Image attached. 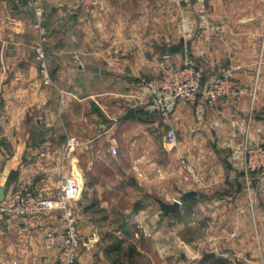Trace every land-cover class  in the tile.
<instances>
[{
    "label": "crops",
    "instance_id": "0c3cea01",
    "mask_svg": "<svg viewBox=\"0 0 264 264\" xmlns=\"http://www.w3.org/2000/svg\"><path fill=\"white\" fill-rule=\"evenodd\" d=\"M30 1L0 0L5 196L22 184L52 196L68 181L77 190V264H121L115 241L125 247L139 231L149 235L145 222L169 215L133 184L163 179L169 158L173 175L181 176L184 162L199 177L187 182L198 193L187 202L188 224L205 222L207 243L187 245L193 259L199 250V264H262L264 181L245 182L242 167L246 145L264 146V0H37L49 34L50 85L36 61ZM186 64L204 72L203 89L221 82L229 94L214 104L201 97L158 107L140 79ZM130 108L134 119L125 118ZM165 125L177 131L172 149ZM151 138L158 145L148 146ZM180 202L173 217L186 213ZM65 228L55 211L0 215V264H65L64 249L44 240ZM204 252L215 256L201 263Z\"/></svg>",
    "mask_w": 264,
    "mask_h": 264
},
{
    "label": "built area",
    "instance_id": "2783aa9c",
    "mask_svg": "<svg viewBox=\"0 0 264 264\" xmlns=\"http://www.w3.org/2000/svg\"><path fill=\"white\" fill-rule=\"evenodd\" d=\"M35 10L38 40L35 45L36 61L39 65L40 76L46 85L53 83L48 55L45 45L48 40V30L43 25L44 10L37 0L29 2ZM169 55H164L162 65L169 61ZM204 72L195 65L186 64L180 67L165 68L158 77H142L140 82L151 92L154 103L165 109L175 101L198 102L201 97L208 103L214 104L218 99L229 94V90L221 82L213 84L208 89H203ZM75 140L70 139L69 144ZM168 144L178 142L177 131L169 127L166 131ZM113 152L118 153L116 147ZM242 172L246 182L253 176L264 177V146H245ZM196 180V178H195ZM77 190L68 181L62 189L52 196L41 197L32 192L28 186L20 185L13 194L0 198V215L8 216H32L44 212L55 211L61 213L66 228L62 232H48L45 236V245L49 249H64L67 258L65 264H77L81 247V233L78 226V218L74 211L73 202L76 199ZM235 236V233H232ZM264 264V261L263 263Z\"/></svg>",
    "mask_w": 264,
    "mask_h": 264
},
{
    "label": "rangeland",
    "instance_id": "374dc122",
    "mask_svg": "<svg viewBox=\"0 0 264 264\" xmlns=\"http://www.w3.org/2000/svg\"><path fill=\"white\" fill-rule=\"evenodd\" d=\"M168 126L169 125H165V128ZM167 129L168 128H166L165 131H167ZM158 135L160 136V134ZM159 142V138H151L149 140L148 146L158 145L157 143ZM167 147L172 149L174 145L167 143ZM149 157L155 160H161V155H149ZM169 162L171 163V160L168 158L167 161L166 159L164 162V168L161 169V172L159 171V175H162L163 179L156 182H148L146 185H144L145 182H142V184L133 182V184H136L137 186L135 187H139L141 189V192L144 193V198L151 202L154 208H160L157 199H162L165 202L171 203H174L177 200L182 201V203L186 202L183 206L184 210H186V213L182 217L178 218L173 217L171 213H168L169 215L165 217L164 213L162 212L160 214V221L145 222V224H148H146L144 228L148 230L147 232H149V235L146 236L144 231L141 232L138 228H136V231H139L137 233L138 235L136 237L128 238V242L125 247H123L124 243L118 244L115 241V246L117 244L119 249L117 248L118 252L116 255H114V257L118 260H121V264H123V260H131L130 262L132 264H199V259H201V253L199 250H197L199 255L197 258L193 259L192 255L188 251L189 249L187 248L194 242H199L202 245V248H206L205 246L207 243V236H205L206 234L203 231L205 222L202 220L199 222L200 226H198V228H203L200 230L196 229L194 226H189L187 202L190 199L183 198L187 192L196 190L190 189V186L187 185V182H190L189 178L194 180L195 178L199 177L194 172L186 170L187 168L184 167V162H182L181 166L183 170L180 173L181 176L178 177L173 175V170L172 167L169 166ZM253 178L256 181H264V177L253 176ZM253 178L250 179L249 182H253ZM136 191L137 190H133L132 194H137ZM138 192L141 193L139 190ZM157 224L158 227L160 226V232H156L154 234V232H151V230H156ZM158 246L165 249V252L162 255L156 249ZM161 256L164 257L161 258Z\"/></svg>",
    "mask_w": 264,
    "mask_h": 264
},
{
    "label": "water",
    "instance_id": "95a60500",
    "mask_svg": "<svg viewBox=\"0 0 264 264\" xmlns=\"http://www.w3.org/2000/svg\"><path fill=\"white\" fill-rule=\"evenodd\" d=\"M137 113H136V109L135 108H130L127 113L125 118L126 119H134L136 118ZM197 192L196 191H189L187 192L183 198H195L197 196ZM0 198L1 200H4L5 198V188L0 189ZM157 201L159 202L161 208L164 210L165 213H172V212H177L180 210L181 207V202L180 201H175L174 203H168L163 201L162 199H157ZM215 256V253L212 252H204L201 263L205 262L206 260L212 258Z\"/></svg>",
    "mask_w": 264,
    "mask_h": 264
}]
</instances>
